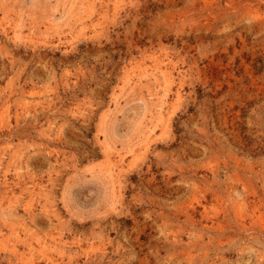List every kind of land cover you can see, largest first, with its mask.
I'll return each mask as SVG.
<instances>
[{
	"label": "rangeland",
	"instance_id": "374dc122",
	"mask_svg": "<svg viewBox=\"0 0 264 264\" xmlns=\"http://www.w3.org/2000/svg\"><path fill=\"white\" fill-rule=\"evenodd\" d=\"M74 1L0 0V264H264V0Z\"/></svg>",
	"mask_w": 264,
	"mask_h": 264
},
{
	"label": "bare ground",
	"instance_id": "6f19581e",
	"mask_svg": "<svg viewBox=\"0 0 264 264\" xmlns=\"http://www.w3.org/2000/svg\"><path fill=\"white\" fill-rule=\"evenodd\" d=\"M77 1H78V0H75V1H74V9H75V11L78 9V4H77L78 2H77ZM100 1H101L102 3H104L106 0H100ZM72 15H73L72 17H74V19H75L76 15L73 14V13H72ZM33 27H34V25H33ZM172 79H173V78H172ZM169 82H170V81H169ZM172 82H173V81H172ZM30 240H31V239H30ZM30 240H29V241H30ZM24 241H25V240H24ZM34 243H35V242H34ZM26 244H27V243H26ZM27 245H28V244H27ZM15 246H16V245H15ZM12 252H14V251H12ZM14 253H15V252H14ZM16 253H17V251H16ZM16 256H17V255H16ZM25 260H26V259H25Z\"/></svg>",
	"mask_w": 264,
	"mask_h": 264
}]
</instances>
